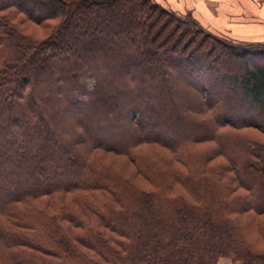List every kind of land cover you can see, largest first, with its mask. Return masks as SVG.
<instances>
[{
  "label": "trees",
  "instance_id": "obj_1",
  "mask_svg": "<svg viewBox=\"0 0 264 264\" xmlns=\"http://www.w3.org/2000/svg\"><path fill=\"white\" fill-rule=\"evenodd\" d=\"M45 19L61 22L41 43L19 29ZM198 37L191 57L178 50ZM215 49L242 64L223 102ZM208 71L205 103L185 100ZM156 94L190 104L159 119ZM250 129L264 135V44H230L152 0H0V264H264L243 222L264 215Z\"/></svg>",
  "mask_w": 264,
  "mask_h": 264
},
{
  "label": "rangeland",
  "instance_id": "obj_2",
  "mask_svg": "<svg viewBox=\"0 0 264 264\" xmlns=\"http://www.w3.org/2000/svg\"><path fill=\"white\" fill-rule=\"evenodd\" d=\"M154 3L158 4V5H161L164 9L174 13L175 15H177L178 17L180 18H183L185 20H187L189 23L190 22H197V20H201L202 24H210V29H206V27L204 26H199V23H198V26L204 30L205 32L215 36V37H218L220 39H223L225 41H227L228 43L230 44H233V45H237V46H240V47H260V46H263V42L261 40L262 43H258L260 42V40H255L254 41V38H241V37H238L236 35H233L229 30L227 29H223L221 27H218L216 26L215 22L213 21L214 17L211 16H205L206 18H208V20L206 21L204 19V17L202 16H199V14H196L193 10H190L187 9V8H184L182 7L181 10H179V8L177 6H175V4H173V0H161L160 2L164 3H158L157 0H152ZM2 2H5V0H1V3ZM166 5V6H165ZM15 9H11V12H14L16 14L15 16V22L18 23V21H20L21 19H24L28 14H17L15 11ZM29 12V11H28ZM9 12H6L5 14H7ZM35 16H39V14H35L33 13ZM3 15V14H2ZM213 17V18H212ZM213 19V20H212ZM61 21L60 20H48V19H45L41 22L40 26H37V25H33L31 23H26V24H23V25H20V30H22V32H24L25 34H28V35H31L32 37H34L35 39L38 40V42H42L43 40H47L52 34L53 32L56 30L57 26L59 25ZM220 22V21H219ZM188 37V36H187ZM190 37V36H189ZM200 43V37H198L195 42H194V46H191L190 48H187V49H184L183 46H180L178 47V50L180 52H187L189 57H191L193 54H195V44L196 43ZM205 47L207 48V44L205 43V45H203L202 48L205 49ZM228 54L229 52H221L219 51V49H215V54L212 55V59H217L216 60V65H218V69L219 71L216 73L217 76L219 77H223L224 78V81H227L228 84H225L222 85V87L220 85H218V88H216V93L212 96V101L213 100H221L222 102L223 101H226L228 98L225 96V93H227L229 90H231V88L233 86L230 85L229 82L232 81V79L235 77V76H240L242 74V64L240 62L239 59H227L228 58ZM249 55H251L249 53ZM252 57V55H251ZM193 59H196V58H200L202 60V62H204L205 60L204 59H209L207 56L206 57H201L199 55H194L192 57ZM252 59V58H251ZM204 60V61H203ZM187 61H189V59H187ZM252 62V60H251ZM254 63H257L256 60H254ZM207 64V63H206ZM173 65V62L171 64V66ZM207 66H209V63L207 64ZM177 69V68H176ZM173 73L175 75V81L173 82L177 89L174 90L176 93H179L183 90V85L187 86L188 82L187 80L185 79L184 83L179 81L181 80V76L182 74L179 73V70L178 71H175L173 69ZM210 71H208V73L206 72V74L204 75V78H203V81H200L197 83H190L193 87V88H190L192 89L193 91H195L194 94H189L188 96L185 97V100H189L188 102H190L191 100L193 101V103L195 101H204L205 103V94L202 92V90L200 89L199 85H197L198 83L200 84H205V85H208L212 79L214 78L213 76H211L212 78L208 77L210 75ZM180 74V75H179ZM227 75V76H226ZM226 76V77H225ZM238 95L241 94L240 90L239 89H236ZM145 96L144 93L140 92L139 95L141 96ZM229 94V93H228ZM163 95L162 94H156L154 95L155 98H158L160 100L159 102V106H160V109L158 108H155V116L159 119L162 118L161 114H164V116H170L171 117V114L173 113V110L172 108L174 106H179V107H182V106H186L190 103L188 102H183L181 101V99H177L176 97L173 98L172 95L169 96V99L168 98H163L162 97ZM191 99V100H190ZM163 105L166 106V107H170V109H167L166 112H161L160 110L163 108ZM234 105H236L234 103ZM175 111V110H174ZM207 112V115H212L211 112L209 111V109H203L202 112ZM174 114V113H173ZM207 116V117H208ZM202 117V116H201ZM212 118V116H211ZM255 121L257 120V117L254 118ZM174 121V119H173ZM186 122V121H185ZM181 128V127H180ZM180 129L177 128V131L178 132ZM192 133H197V131L195 132H192ZM244 133H246L247 135H250L251 137H256L260 140H264V135H262L261 133H259V131L257 130H254V129H250V130H245ZM178 134V133H177ZM238 134V133H237ZM207 145H203V147H205ZM142 148V147H141ZM215 164H226V161L224 159V157H219L218 159L215 160ZM7 175L4 174V177H6ZM239 194H242V195H247V193H245L243 190H240ZM255 211V210H254ZM252 212V211H249V213H246V215H244L243 217V222L244 223H250V226L251 227H248V229L250 230L249 233H251L253 235V238H252V235L250 234L251 237H249V235L247 236V238H250L249 242L251 243H257L259 242V244L261 245V248L264 249V239L261 237L262 233H263V237H264V232H263V229H264V215L263 216H259V215H256L255 212ZM255 235V236H254ZM246 244V242H245ZM231 257L232 256H229V255H226V256H219L216 260H215V264H232L231 262Z\"/></svg>",
  "mask_w": 264,
  "mask_h": 264
},
{
  "label": "crops",
  "instance_id": "obj_3",
  "mask_svg": "<svg viewBox=\"0 0 264 264\" xmlns=\"http://www.w3.org/2000/svg\"><path fill=\"white\" fill-rule=\"evenodd\" d=\"M160 1L157 0L162 3ZM173 4L179 10L182 7L193 10L206 21L208 18L205 16H213L216 26L229 30L233 35L264 43V0H173ZM197 22L199 26L210 29V24H202L201 20Z\"/></svg>",
  "mask_w": 264,
  "mask_h": 264
}]
</instances>
